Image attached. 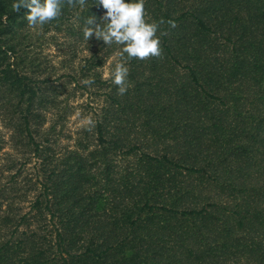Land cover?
<instances>
[{"label": "trees", "instance_id": "16d2710c", "mask_svg": "<svg viewBox=\"0 0 264 264\" xmlns=\"http://www.w3.org/2000/svg\"><path fill=\"white\" fill-rule=\"evenodd\" d=\"M12 2L0 111L40 169L25 210L26 191L0 185V264H264V0H146V20L177 26L161 25V58L128 62L124 95L99 71L122 46L83 37L98 0L39 28L70 41L59 74L21 50L29 10ZM76 88L94 126L58 145Z\"/></svg>", "mask_w": 264, "mask_h": 264}, {"label": "clouds", "instance_id": "9594fccd", "mask_svg": "<svg viewBox=\"0 0 264 264\" xmlns=\"http://www.w3.org/2000/svg\"><path fill=\"white\" fill-rule=\"evenodd\" d=\"M71 7L79 6L81 10L89 8V0H13L12 11L19 12L21 8L28 9L25 19L30 28H40L48 22L57 19L61 15L64 4ZM98 3L106 10L100 22H96L95 16H88L84 20L83 37L88 41L93 36L96 40H102L105 46H122L114 61V68L109 76L118 87V94L124 95L127 91L129 68L127 64L133 58L148 60L161 58V36L168 35V31H160L161 25L167 23L170 28L177 25L174 21L159 22L146 20V0H98ZM2 22L7 25L8 16L5 15ZM159 31V35H157ZM90 54V53H89ZM94 78H89L82 83L86 86L94 84ZM88 125L94 126V121L89 118ZM90 130V129H89Z\"/></svg>", "mask_w": 264, "mask_h": 264}, {"label": "rangeland", "instance_id": "374dc122", "mask_svg": "<svg viewBox=\"0 0 264 264\" xmlns=\"http://www.w3.org/2000/svg\"><path fill=\"white\" fill-rule=\"evenodd\" d=\"M40 32L41 30L39 28H30L29 33L25 31L19 32L17 37L21 40V50L29 56L36 55L42 63H45L44 66L48 67L49 71L53 70L59 74L63 71L60 68V60L68 57L67 53L71 51L70 41H68L63 32H53L51 30L45 32L39 40H36V35ZM23 33L28 35L24 37ZM50 35H54V38L49 37ZM73 51L76 52L77 59L88 55V49L83 44L75 46ZM111 58H108L104 66L99 69L101 77L103 78L109 76L111 71ZM54 76L53 74L51 75V77ZM64 96L65 93L61 94L59 98ZM66 100L69 106V112L64 117L62 131L64 135L59 136L58 145H70L75 136L74 132L85 125L91 117L88 106H85V103L90 101L87 97V90L76 88L74 94H71ZM2 111H0V185H4L8 189L7 187L13 184L19 189L18 194L21 193V195L26 191V200L20 202L24 206L23 210H25L28 204L27 200L34 192L30 187L35 181V175L40 168L38 160L32 151L27 146L19 143L17 138L12 134V130L7 125ZM52 118L53 116L47 112L41 127L46 128L52 121ZM58 148L59 146H56L55 149ZM2 203L4 205V202Z\"/></svg>", "mask_w": 264, "mask_h": 264}]
</instances>
